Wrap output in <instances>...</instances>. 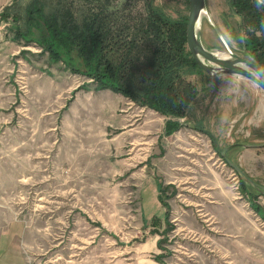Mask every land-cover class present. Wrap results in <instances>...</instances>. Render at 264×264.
<instances>
[{"label": "rangeland", "instance_id": "obj_1", "mask_svg": "<svg viewBox=\"0 0 264 264\" xmlns=\"http://www.w3.org/2000/svg\"><path fill=\"white\" fill-rule=\"evenodd\" d=\"M154 3L175 18L188 14V0ZM207 3L232 49L246 55L230 0ZM9 25H0V218L24 227L31 264H264V219L222 156L232 143L253 145L226 156L264 184L258 85L186 73L199 93L181 119L188 124L166 135L164 115L110 89L79 88L86 76L14 40ZM202 35L224 48L207 20ZM158 182L170 185L168 217Z\"/></svg>", "mask_w": 264, "mask_h": 264}, {"label": "trees", "instance_id": "obj_2", "mask_svg": "<svg viewBox=\"0 0 264 264\" xmlns=\"http://www.w3.org/2000/svg\"><path fill=\"white\" fill-rule=\"evenodd\" d=\"M128 5V0H28L22 9L13 0L0 20L11 22L14 40L35 43L50 63L61 62L86 76L89 80L79 88L110 89L164 115V134L170 135L188 124L181 119L188 117L199 93L186 73L206 72L187 46V15L172 17L154 0H143L138 9ZM230 9L241 19L248 53L264 66V0H230ZM194 126L218 149L209 129L201 122ZM239 179L252 208L264 219L259 193ZM169 186L157 183L167 217ZM157 260L163 263L161 257Z\"/></svg>", "mask_w": 264, "mask_h": 264}, {"label": "water", "instance_id": "obj_3", "mask_svg": "<svg viewBox=\"0 0 264 264\" xmlns=\"http://www.w3.org/2000/svg\"><path fill=\"white\" fill-rule=\"evenodd\" d=\"M189 10L187 14V46L199 66L208 74L220 77L224 75L249 79L264 91V66L254 59L247 51L244 44L243 29L241 28L243 49L246 55H242L232 49L223 32L214 21L209 11L207 0H188ZM207 20L224 43V48L208 47L203 39L202 30ZM235 146H253L244 142H236L228 145L222 151V156L236 171L244 182L264 194V184L253 178L240 165L228 158L227 152Z\"/></svg>", "mask_w": 264, "mask_h": 264}, {"label": "crops", "instance_id": "obj_4", "mask_svg": "<svg viewBox=\"0 0 264 264\" xmlns=\"http://www.w3.org/2000/svg\"><path fill=\"white\" fill-rule=\"evenodd\" d=\"M12 2L13 0H0V13ZM1 22L3 21L0 20V25ZM257 201L264 207L263 196L259 195ZM24 232V227L19 222L14 221L9 225L7 218H0V264H31L21 241Z\"/></svg>", "mask_w": 264, "mask_h": 264}, {"label": "bare ground", "instance_id": "obj_5", "mask_svg": "<svg viewBox=\"0 0 264 264\" xmlns=\"http://www.w3.org/2000/svg\"><path fill=\"white\" fill-rule=\"evenodd\" d=\"M235 77V76H234ZM240 79V78H239ZM262 113V112H261Z\"/></svg>", "mask_w": 264, "mask_h": 264}]
</instances>
